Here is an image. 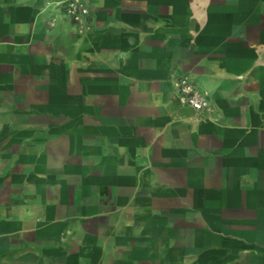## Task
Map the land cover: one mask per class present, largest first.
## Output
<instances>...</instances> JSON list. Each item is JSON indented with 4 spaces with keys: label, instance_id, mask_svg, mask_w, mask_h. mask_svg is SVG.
Returning <instances> with one entry per match:
<instances>
[{
    "label": "crops",
    "instance_id": "0c3cea01",
    "mask_svg": "<svg viewBox=\"0 0 264 264\" xmlns=\"http://www.w3.org/2000/svg\"><path fill=\"white\" fill-rule=\"evenodd\" d=\"M59 1L0 0V264H264V0Z\"/></svg>",
    "mask_w": 264,
    "mask_h": 264
},
{
    "label": "built area",
    "instance_id": "2783aa9c",
    "mask_svg": "<svg viewBox=\"0 0 264 264\" xmlns=\"http://www.w3.org/2000/svg\"><path fill=\"white\" fill-rule=\"evenodd\" d=\"M56 5L72 22L78 35H84L90 31L89 10L81 0H62ZM168 98L179 108L192 110L198 117L212 110L209 94L200 90L188 74H182L173 80Z\"/></svg>",
    "mask_w": 264,
    "mask_h": 264
}]
</instances>
